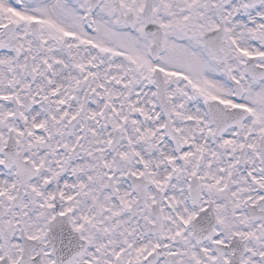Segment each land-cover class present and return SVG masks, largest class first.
Returning <instances> with one entry per match:
<instances>
[{
  "label": "snow or ice",
  "instance_id": "obj_1",
  "mask_svg": "<svg viewBox=\"0 0 264 264\" xmlns=\"http://www.w3.org/2000/svg\"><path fill=\"white\" fill-rule=\"evenodd\" d=\"M0 264H264V0H0Z\"/></svg>",
  "mask_w": 264,
  "mask_h": 264
}]
</instances>
